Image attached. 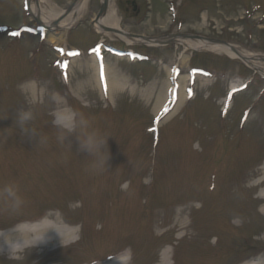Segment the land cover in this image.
<instances>
[{"label":"rangeland","instance_id":"374dc122","mask_svg":"<svg viewBox=\"0 0 264 264\" xmlns=\"http://www.w3.org/2000/svg\"><path fill=\"white\" fill-rule=\"evenodd\" d=\"M72 1L52 0L62 10ZM100 3L89 0L77 29L48 33L44 43L29 32L17 33V44L0 38V185L14 183L22 201L13 211L0 199V233L39 217L76 230L65 245L14 254L4 249L0 264H85L124 248L132 254L131 264H161L167 248L169 264H242L261 256L264 199L257 196L264 183L251 186L264 171V96L247 126L238 119L264 77L225 54L186 50L181 43L151 47L113 39L158 59L131 63L109 56L112 90L105 94L96 58H72L68 86L51 41L64 35L69 44L85 48L104 37L112 40L92 25ZM136 3L134 9L116 0L121 27L128 32L151 37L195 33L264 51V20L255 26L264 0ZM258 4L262 9L254 10ZM22 6L23 0H0V30L21 26ZM4 37L12 40L7 32ZM173 62L205 66L212 76L197 77L195 98L165 119L159 146L151 153L148 128L171 85L168 65ZM186 79H180L182 89ZM249 80L224 123L219 114L224 94L232 84ZM21 110L31 115L27 127L36 136L21 133L15 119ZM69 110L88 121V132L107 141L102 152L78 150L76 135L53 124L57 115L70 118ZM210 172L218 175L215 190L208 185ZM182 224L188 225L187 234Z\"/></svg>","mask_w":264,"mask_h":264},{"label":"bare ground","instance_id":"6f19581e","mask_svg":"<svg viewBox=\"0 0 264 264\" xmlns=\"http://www.w3.org/2000/svg\"><path fill=\"white\" fill-rule=\"evenodd\" d=\"M31 10L32 12L39 16L46 25H52L53 27H58L59 31L64 30L65 32L72 27L78 20L87 13L89 0H81L76 8V12L70 14L63 20L60 18L62 14V10L56 7L52 0H30ZM60 19V20H58ZM59 23L58 25L52 24L54 22ZM120 23V15L118 12V7L116 4V0H109V8L106 16L95 24V29L98 32L105 31L102 29L103 24L108 25L110 27H118ZM111 38L117 39H125L128 43H131L130 39L124 37L123 34H116L110 33L108 34ZM54 38H52L53 40ZM61 42L63 44L66 43L64 39V35L61 37ZM140 42H144L145 40L137 39ZM58 42L57 40H55ZM65 41V42H64ZM146 42H149L146 40ZM181 42L187 47L192 50H208L212 52H216L219 54H225L230 56L231 58H237L239 55L243 58L244 62L254 67L256 70H259L264 75V53L260 51H255L252 49H244L239 46H232V45H225L223 43H216L207 40H181ZM60 43V41L58 42ZM233 48V49H232ZM112 90V88H111ZM159 103L157 104L158 107L163 102L162 99H159ZM177 105L176 107H178ZM64 116L67 117L66 114L63 113ZM264 170V169H263ZM261 179H258L253 183L251 186L257 187L264 183V171L260 174ZM258 199H264V189H260L259 194L257 196ZM261 212L264 213V206L260 209ZM186 223V222H185ZM68 225H60L58 220H44L32 225L29 224H22L19 227L6 231L5 233H0V251L3 252L4 249L9 254H14L17 250L24 248L25 246L29 247H36V246H43L49 245L54 243L55 246L57 245H65L70 243V241L74 240L76 230L75 227H70ZM183 226V224H182ZM175 227V226H174ZM187 227L183 226L181 229H185L187 234ZM41 237H43L41 239ZM10 244H20L21 247L17 250L13 251L9 245ZM170 249L167 248L164 251V261L161 264H169V251ZM129 263V259L127 254H121L117 257V259L113 260L109 264H127ZM106 264V263H102ZM246 264H264V255L260 256L256 260L247 261Z\"/></svg>","mask_w":264,"mask_h":264},{"label":"clouds","instance_id":"9594fccd","mask_svg":"<svg viewBox=\"0 0 264 264\" xmlns=\"http://www.w3.org/2000/svg\"><path fill=\"white\" fill-rule=\"evenodd\" d=\"M70 118H65L62 115H57L53 120V124L63 133L75 134L78 141V150L88 153V155H95L102 152L107 141L96 131L88 132V121L79 113L71 112ZM16 123L20 128L22 134L30 138L36 136L34 129L27 127L28 122L32 119L31 115L24 110L17 113ZM66 136L61 137L65 139ZM0 199H2L7 206L13 211L20 205L21 197L19 188L14 183H5L0 185ZM43 237H41L42 239ZM9 247L15 251L21 247L20 244H10Z\"/></svg>","mask_w":264,"mask_h":264},{"label":"snow or ice","instance_id":"6c2138e0","mask_svg":"<svg viewBox=\"0 0 264 264\" xmlns=\"http://www.w3.org/2000/svg\"><path fill=\"white\" fill-rule=\"evenodd\" d=\"M77 55H78V53H77ZM65 68H67V65H65ZM100 80L104 84L105 94H107V82H106V79H105L104 65H103L102 60H101V63H100ZM188 94H189V97H190L191 94H192L191 90H189ZM173 96L175 97V91H173ZM166 111H167V109H166Z\"/></svg>","mask_w":264,"mask_h":264},{"label":"water","instance_id":"95a60500","mask_svg":"<svg viewBox=\"0 0 264 264\" xmlns=\"http://www.w3.org/2000/svg\"><path fill=\"white\" fill-rule=\"evenodd\" d=\"M103 10H104V7H103Z\"/></svg>","mask_w":264,"mask_h":264}]
</instances>
